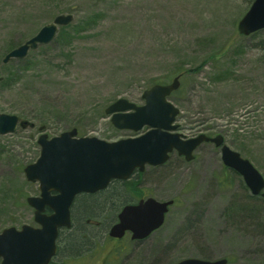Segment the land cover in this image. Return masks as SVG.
<instances>
[{"label":"rangeland","instance_id":"374dc122","mask_svg":"<svg viewBox=\"0 0 264 264\" xmlns=\"http://www.w3.org/2000/svg\"><path fill=\"white\" fill-rule=\"evenodd\" d=\"M223 1L230 8L217 7ZM253 1L0 0V113L35 125L0 135V233L37 227L26 199L39 196V184L27 181L24 168L40 156L41 128L50 138L74 128L79 137L105 141L138 137L148 128L119 131L106 109L120 99L142 105L145 91L177 76L181 87L170 99L180 109L177 132L185 139L222 136L264 178V29L250 36L238 31ZM69 14L73 22L53 42L4 63ZM194 156L186 161L173 153L164 166L117 184V215L135 199L175 201L148 239L127 234L117 241V250L134 255L120 264H264V199L224 165L214 144L200 145ZM134 184L140 196L131 191ZM105 223L97 242L88 239L75 207L53 264H99L112 220ZM74 235L79 248L70 246Z\"/></svg>","mask_w":264,"mask_h":264},{"label":"water","instance_id":"95a60500","mask_svg":"<svg viewBox=\"0 0 264 264\" xmlns=\"http://www.w3.org/2000/svg\"><path fill=\"white\" fill-rule=\"evenodd\" d=\"M74 20L73 15H59L53 23L44 26L36 36L11 51L4 62L24 59L31 50L50 44L58 28ZM239 32L246 36L264 29V0H254L250 10L239 23ZM180 87L179 78L170 85H156L143 94L145 105L138 106L120 99L106 110L111 122L119 130L146 133L135 137L108 142L95 137H78L77 129L62 133L52 139L43 134L38 144L41 153L37 161L24 169L26 179L39 183L40 195L29 197L28 205L34 209V221L39 227L25 225L0 233L1 264H50L57 255L60 229L71 228V208L80 194H94L106 189L113 180H128L136 170L147 166L165 165L170 154L177 152L187 161L194 159V151L204 142L221 148L224 164L237 171L254 196L264 198V179L254 166L224 144L222 136L209 138L200 135L185 140L173 125L180 110L169 101ZM33 128L20 122L14 115L0 113V135L16 132L18 127ZM174 201L159 202L153 198L137 205L126 206L119 214L110 236L122 239L127 232L133 240H144L165 223L166 215ZM47 210L50 213H47ZM179 264H228L226 259L208 261L187 259Z\"/></svg>","mask_w":264,"mask_h":264},{"label":"flooded vegetation","instance_id":"af4514ba","mask_svg":"<svg viewBox=\"0 0 264 264\" xmlns=\"http://www.w3.org/2000/svg\"><path fill=\"white\" fill-rule=\"evenodd\" d=\"M118 183H124V182L114 180L109 184L108 188H106L105 190L99 191L94 194H81L76 198L75 203L73 205V208H75L78 199L82 196L83 197L99 196V199L104 198L103 201L101 202L103 208L99 213L96 214V217L92 218L88 216L84 220V230L87 233L86 237L88 239H95L96 237H99V234L101 236L102 228H104L106 224L105 221L112 220V224H110L108 227L109 229L108 232L106 233V237H105L106 241L104 243L107 244L108 247L106 250L103 251V256L101 257L99 264H120L122 259L124 261H127L130 258L134 257V255L132 254L133 252L125 251V250H117L118 247L117 241H121V240L110 237V232L112 228L117 224L118 216H119V214L117 215V184ZM140 200L141 199H135L134 202L132 203H138ZM87 241L88 243L90 242V240ZM140 241H144V240H140ZM94 242H97V240ZM98 246L99 245L96 244L95 249ZM101 246L99 248V253L102 250ZM95 249L94 251L92 250L91 252L95 253Z\"/></svg>","mask_w":264,"mask_h":264},{"label":"trees","instance_id":"16d2710c","mask_svg":"<svg viewBox=\"0 0 264 264\" xmlns=\"http://www.w3.org/2000/svg\"><path fill=\"white\" fill-rule=\"evenodd\" d=\"M131 191H134V193L139 192L140 196V191L136 188V184L132 185ZM104 198L99 199V196H88V197H80L77 201L76 208H77V220L80 223L79 226L84 227V218L85 217H91V216H96L97 213L101 211L103 206L101 205V202L103 201ZM80 211L82 214H80ZM80 217V218H79ZM78 237L76 235L71 237L70 240V246L71 247H78L77 243Z\"/></svg>","mask_w":264,"mask_h":264},{"label":"bare ground","instance_id":"6f19581e","mask_svg":"<svg viewBox=\"0 0 264 264\" xmlns=\"http://www.w3.org/2000/svg\"><path fill=\"white\" fill-rule=\"evenodd\" d=\"M223 4H224V6H225V4H229V3H226V1H223V2H221L220 4H218L217 7L224 8ZM226 6H229V8H230V4H229V5H226ZM231 6H232V5H231Z\"/></svg>","mask_w":264,"mask_h":264}]
</instances>
